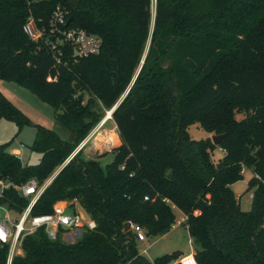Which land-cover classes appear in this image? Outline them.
<instances>
[{"label":"trees","instance_id":"obj_1","mask_svg":"<svg viewBox=\"0 0 264 264\" xmlns=\"http://www.w3.org/2000/svg\"><path fill=\"white\" fill-rule=\"evenodd\" d=\"M152 3L0 0V80L50 104L72 133L67 140L37 124L30 148L41 157L34 164L9 150L13 140L0 143V181L43 183L130 87L112 114L121 139L114 160L103 166L81 149L31 210L49 212L57 200L77 199L97 226L74 241L64 239L63 228L52 238L37 227L11 260L10 243L0 239V264H183L180 251L149 259L134 229L125 228L132 221L147 235L168 232L176 220L172 203L199 245L194 264H264V0H157L144 59ZM58 6L68 10L69 26L101 38L99 53L75 61L66 47L58 63L44 39L26 33L33 17L49 34ZM2 119L19 129L32 124L0 91ZM194 123L225 134L222 143L195 139ZM217 148L223 155L215 159ZM245 168L253 172L249 210L232 187ZM0 200L17 220L30 197L11 185Z\"/></svg>","mask_w":264,"mask_h":264},{"label":"rangeland","instance_id":"obj_2","mask_svg":"<svg viewBox=\"0 0 264 264\" xmlns=\"http://www.w3.org/2000/svg\"><path fill=\"white\" fill-rule=\"evenodd\" d=\"M156 3L157 0H153L152 21L149 27V38L145 47L144 56L150 46L154 29ZM0 91L19 109H21V111L30 119L32 123L26 124L19 129L18 125L14 121L6 119H2L0 121V143H6L13 140L12 144L9 146V150L11 151L13 148H18L21 151L24 163L34 164L40 160L41 154L31 150L30 148L36 137L37 124L56 131L64 139H71L72 133L56 119L54 108L50 104L39 99L37 95L32 93L30 90L18 85L15 82L0 80ZM123 96L124 95H122L111 108L104 107V117L95 127L91 129L89 135L83 141V157L98 158L103 166H106L114 160V153L112 150L121 144V139L119 138L120 136H118L119 133L117 127L115 126L116 123L113 120V113L110 118L105 121L103 120L108 117V113L111 109L117 103L122 101ZM243 117L244 114H237V118L242 119ZM189 132L195 139L212 137V135H214L206 131L199 123L192 124L189 127ZM222 155L223 152L217 148L214 153L215 159L220 158ZM66 163L68 162L65 161L52 174H54L60 167L62 169ZM252 176V170L250 168H245L243 171V178L232 184V187L241 203V207L245 210H249L252 207V193L254 188H248L249 180ZM72 200L73 199H64V201H68V203L72 202V206L76 212H81L84 216L89 215L79 200ZM172 205L176 213V220L174 222L176 224L177 219H180L184 213L176 204L172 203ZM4 216V212L0 210V218H3ZM14 218L15 217H13L11 221L8 220V223L13 224L15 221ZM184 222L185 221H182L181 223ZM134 224L135 223L131 221V228H133ZM81 231L82 230H80V228L77 229L76 226L70 228L65 232L66 234L62 235H64V239L74 241L80 237ZM146 238L147 239L145 241L139 240L138 246L140 251H142V253H144L151 260L173 251H180L182 255H184L185 259H188L191 258L199 248V245L189 234L186 224H176V226H172L171 230L167 233L147 235ZM21 251L22 248L20 243L17 246L16 252Z\"/></svg>","mask_w":264,"mask_h":264},{"label":"built area","instance_id":"obj_3","mask_svg":"<svg viewBox=\"0 0 264 264\" xmlns=\"http://www.w3.org/2000/svg\"><path fill=\"white\" fill-rule=\"evenodd\" d=\"M68 14L69 12L67 9L58 6L51 17L49 34L47 35H45V30L38 26L33 17L28 19L24 27L26 33L32 39L36 41L44 39L46 41L54 51L58 63H62L65 53L64 48L66 47L70 49L72 58L75 61L85 56L97 54L102 48V40L97 34L89 32L81 27L69 26ZM48 79L51 80L52 78L49 77ZM83 146L84 142L78 146L66 162L78 153ZM60 169L61 167L41 184L35 179H31L25 184H13L12 182L4 180L0 181V199L4 194L5 188L11 185L17 188L23 195L30 197L28 206L13 224L8 223V220L11 221L13 219L10 209L0 200V210H2L5 215L3 218H0V239L10 243V260L14 253H16L17 246L21 243L22 237L26 233L33 232L37 227L44 226L49 236L55 238L61 228H63L62 234H66L65 232L72 227L77 226V229L80 228V230L83 231L87 227L94 228L97 226L95 218L90 215L84 216L81 212H76L72 206V202L68 203V201L66 202L64 199L57 200L53 205L52 211L31 214L32 207L36 200L44 189L51 184ZM147 197L148 196H146V198ZM185 220L186 216L183 215L180 219H177L176 224H181V222ZM176 224L174 223L173 226ZM133 229L139 240L147 239V234L143 226L134 224ZM184 259L185 257L182 258L183 264H194V256L190 258L188 263H185Z\"/></svg>","mask_w":264,"mask_h":264},{"label":"water","instance_id":"obj_4","mask_svg":"<svg viewBox=\"0 0 264 264\" xmlns=\"http://www.w3.org/2000/svg\"><path fill=\"white\" fill-rule=\"evenodd\" d=\"M70 20H71V18H70ZM69 20V21H70ZM145 57H146V55L144 56V59H145ZM144 62V60L142 61V63ZM129 89H130V87H129ZM129 89H128V91H129ZM128 91H126V93H125V95L123 96V98L127 95V93H128ZM121 103V101L119 102V103H117L112 109H111V111H110V115L114 112V110L118 107V105ZM224 136H225V134H214V135H212V141H213V143L214 144H216V145H220L221 143H222V141H223V138H224ZM60 172V171H59ZM131 227V221H127L126 223H125V228L126 229H129Z\"/></svg>","mask_w":264,"mask_h":264},{"label":"crops","instance_id":"obj_5","mask_svg":"<svg viewBox=\"0 0 264 264\" xmlns=\"http://www.w3.org/2000/svg\"><path fill=\"white\" fill-rule=\"evenodd\" d=\"M116 126V125H115ZM118 136H119V134H118ZM120 138V137H119ZM13 153H15V154H18L21 158H22V156H21V151L18 149V148H13L12 150H11ZM181 224H184V223H181ZM178 225V224H177ZM176 226V225H175ZM170 231V230H169ZM168 231V232H169ZM167 233V232H166ZM145 241V240H144ZM146 251V250H145ZM142 252V251H141ZM195 255V253L193 254V256ZM184 257V255H182L180 258H179V260L180 261H182V258ZM170 264H174V262H172V263H170Z\"/></svg>","mask_w":264,"mask_h":264},{"label":"bare ground","instance_id":"obj_6","mask_svg":"<svg viewBox=\"0 0 264 264\" xmlns=\"http://www.w3.org/2000/svg\"><path fill=\"white\" fill-rule=\"evenodd\" d=\"M111 115H110V112L108 113V117H106L103 121H105L106 119L110 118Z\"/></svg>","mask_w":264,"mask_h":264}]
</instances>
